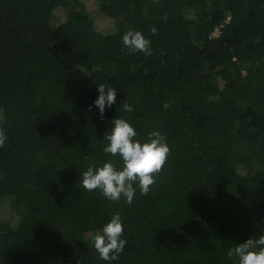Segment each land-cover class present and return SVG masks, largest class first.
Wrapping results in <instances>:
<instances>
[{
    "label": "trees",
    "instance_id": "trees-1",
    "mask_svg": "<svg viewBox=\"0 0 264 264\" xmlns=\"http://www.w3.org/2000/svg\"><path fill=\"white\" fill-rule=\"evenodd\" d=\"M86 2L0 0V264H106L91 235L116 213L127 243L112 264H236L229 249L264 234V0ZM130 29L151 56L123 46ZM100 83L117 89L102 119ZM115 118L170 148L131 205L80 183L90 163L123 166L103 152Z\"/></svg>",
    "mask_w": 264,
    "mask_h": 264
},
{
    "label": "clouds",
    "instance_id": "clouds-1",
    "mask_svg": "<svg viewBox=\"0 0 264 264\" xmlns=\"http://www.w3.org/2000/svg\"><path fill=\"white\" fill-rule=\"evenodd\" d=\"M154 2L159 3V0ZM162 19L166 22L167 16ZM150 30L154 35L157 34L155 26ZM122 43L130 53L152 55L151 41L140 31H126L122 36ZM93 70L99 71L100 67L94 66ZM97 91L99 95L94 105L102 119L105 108L116 103L117 89L108 83H100ZM119 107L127 112L133 111L132 106L125 101ZM5 122V111L0 107V147L4 146L7 139ZM112 124L111 131L104 134L103 140L107 141V144L103 147V152L112 157L119 155L123 166L118 169L112 161L104 162L102 166H97L96 162L90 163L82 173L80 183L88 192L99 190L101 195L111 202H117L123 196L126 203L131 205L136 194L134 185L139 187L141 195L149 193L155 183V176L167 162L170 148L165 135L159 130L149 132L146 142L141 143L135 139L137 132L125 119L115 118ZM123 233L122 217L119 213L113 214L107 223L92 233L93 247L106 264L118 260L123 252L127 243L122 238ZM227 255L229 258L234 257L236 264H264V234L236 244L234 248L229 249Z\"/></svg>",
    "mask_w": 264,
    "mask_h": 264
},
{
    "label": "rangeland",
    "instance_id": "rangeland-1",
    "mask_svg": "<svg viewBox=\"0 0 264 264\" xmlns=\"http://www.w3.org/2000/svg\"><path fill=\"white\" fill-rule=\"evenodd\" d=\"M97 0H87L86 2V8L89 10H95L97 7ZM64 17V11L60 8H55L54 11L52 12V17L51 20L53 23L59 22L62 18ZM95 23L97 26V29L102 32H109L112 30L114 22L112 19L105 18V17H100L98 16L95 19ZM255 182H258V184L261 187V192H264V180L261 177H258ZM197 189L203 190L202 186L197 185ZM259 193V194H260ZM263 199L261 195L258 196V201Z\"/></svg>",
    "mask_w": 264,
    "mask_h": 264
},
{
    "label": "built area",
    "instance_id": "built-area-1",
    "mask_svg": "<svg viewBox=\"0 0 264 264\" xmlns=\"http://www.w3.org/2000/svg\"><path fill=\"white\" fill-rule=\"evenodd\" d=\"M219 33H220V29H219V27H215V28L212 30L211 35H212V36H218Z\"/></svg>",
    "mask_w": 264,
    "mask_h": 264
}]
</instances>
